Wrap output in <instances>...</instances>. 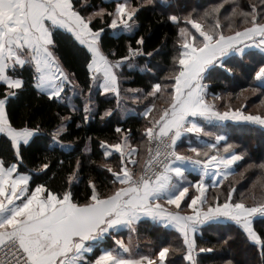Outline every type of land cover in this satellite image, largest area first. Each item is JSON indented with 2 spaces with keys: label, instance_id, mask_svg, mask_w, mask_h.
I'll return each mask as SVG.
<instances>
[{
  "label": "snow or ice",
  "instance_id": "obj_1",
  "mask_svg": "<svg viewBox=\"0 0 264 264\" xmlns=\"http://www.w3.org/2000/svg\"><path fill=\"white\" fill-rule=\"evenodd\" d=\"M144 6L133 0H0V134L11 150V158L0 155V264H169L170 245L151 255L134 252L139 245L133 244V234L138 236L139 225L148 221L178 231L188 264H202L199 255L214 251L197 244L205 226L231 222L259 257L254 264H264V226H256L257 218L264 220V161L248 163L235 179L247 153L230 141L229 132L232 125L264 130V0H214L207 6L159 0V7L169 10L162 19L176 26V55L169 74L150 91L124 89L135 102L151 98L141 114L147 123L141 143H133L132 129L119 125L115 142L100 141L103 158L116 163L96 164L107 175L89 176L82 197L74 190L84 179L79 157L69 162L58 188L34 181L53 167L47 156L37 167L21 169L23 149L38 135L50 138V148L73 150L72 142L61 139L70 115L56 113V125L45 133L30 117L14 120L9 107L29 83L58 102H70L67 88L84 94L58 55L61 30L86 50L91 84L115 96L116 108L105 109L101 118L110 117L124 110L121 69L160 51H145V36H137ZM109 33L117 39L129 35L134 42L127 41L119 54L105 48ZM253 49L260 53L253 83L235 93L212 92V74L218 69L233 74L227 61L254 55ZM142 70L152 71L146 64ZM91 93L89 86L85 122L96 107ZM252 96L260 110H248ZM91 151L85 145L84 152ZM193 173L199 179H189ZM241 180L250 184L238 191V185L244 187ZM124 230L127 242L120 236ZM108 240L112 246H103Z\"/></svg>",
  "mask_w": 264,
  "mask_h": 264
},
{
  "label": "trees",
  "instance_id": "obj_2",
  "mask_svg": "<svg viewBox=\"0 0 264 264\" xmlns=\"http://www.w3.org/2000/svg\"><path fill=\"white\" fill-rule=\"evenodd\" d=\"M100 4L101 0H93ZM140 2L145 6L138 13L137 19L140 24L138 35H144L146 38L145 51H151L153 48L159 47L158 54L154 53L151 58L143 57L136 58L133 61L134 67L129 69L127 66L121 69V95L124 89L141 88L145 92L150 91L151 84L157 82L158 78L165 77L170 72L172 65V57L176 55L174 47L176 37V26L162 19L163 13L166 17L168 9L159 7V0H155V5L147 0H133V3ZM214 2V0H176V3H188L190 5H203ZM105 7H111L109 4H104ZM175 10V9H172ZM107 31V30H106ZM169 37L165 39V37ZM129 40L134 38L129 35H121L118 39L114 38L111 33L105 38V48L115 49L119 54L125 53V45ZM59 49L58 55L61 56L65 67L75 73L74 80L78 82L79 87L84 90V94L73 95L72 89L67 88L70 102H58L49 100L47 96L39 94L38 91L29 83L25 90L10 102V113L14 120L19 122L21 118L30 117L33 122H41V127L45 133H49L57 123L56 113L61 116L70 115L71 122L68 124V132L61 136L65 142H72L73 150L65 151L59 147L50 148V138L47 135H38L33 142L23 149L24 162L21 169L27 171L29 168H35L41 162V158L47 156L52 160L53 167L46 175L40 174L34 176L36 183L45 182L53 187H61L64 183L66 171L69 167V162L75 161L79 157L82 161L81 174L84 179L81 180L78 187L74 190L77 195L83 196L87 192V179L89 176L103 178L107 173L96 168V164L112 163L115 165L116 160L111 159L106 161L103 158V152L99 142L108 140L110 143L116 141L119 135L115 132V128L119 125L125 129H132L133 143H141V133L143 128L147 126L146 118L141 114L144 111L145 105L151 100H144L140 104H134L132 108L123 107L124 110H115L110 117H102L105 109L116 108V98L111 93H102L98 86L92 85L86 64V50L82 46L75 45L69 34L61 30L58 39ZM254 55H247L243 58L234 56L227 63L233 68V74L224 73L223 70H217L212 74L211 80L213 87L212 92H238L241 88H248L250 83H253L252 76L258 67L260 61L259 50H251ZM152 71L142 70L144 65ZM25 76L28 72L25 71ZM89 86L92 88V101L95 104V110L91 114V118L85 122L83 120V105L85 98L88 96ZM255 86V84H253ZM3 88V85H0ZM249 89L244 95H250ZM239 103V101H235ZM162 100H158L157 104H162ZM250 107L248 110H260L259 101L255 96L249 101ZM72 106H75L76 111H72ZM131 110V111H129ZM77 125H80L77 127ZM230 141L240 146L241 150L247 153L245 161L237 170L235 179L240 180L239 172L243 170L248 163H256L264 161V130L258 127H237L232 125L229 129ZM88 137H92L91 141ZM85 145H89L92 149L90 153L84 152ZM187 143L181 145L182 148H187ZM0 155H6L11 158V150L8 141L0 135ZM250 158V159H249ZM58 160H63L61 166L57 163ZM95 162V163H90ZM55 173V175H53ZM254 178V177H253ZM244 187L238 185V191H243L250 184L248 181H240ZM107 185V181H105ZM110 188V186H108ZM223 198V197H222ZM257 228L264 226V220L257 218ZM202 235L197 234V244L202 247H212L211 253H201L199 260L202 264H223L227 259H232L235 264H254L259 260V257L254 253V250L245 243L242 233L238 227L231 222L212 223L205 226L202 230ZM121 236V235H120ZM138 239L141 245L134 252L139 251L143 255H151L163 246H171L172 251L169 254V264H188L184 259V246L182 237L175 229L165 228L152 222H144L139 225ZM227 240L225 244L224 241ZM103 246H112V241L108 240ZM243 252L245 258L240 257L239 253Z\"/></svg>",
  "mask_w": 264,
  "mask_h": 264
},
{
  "label": "rangeland",
  "instance_id": "obj_3",
  "mask_svg": "<svg viewBox=\"0 0 264 264\" xmlns=\"http://www.w3.org/2000/svg\"><path fill=\"white\" fill-rule=\"evenodd\" d=\"M148 2H150V0H147V3ZM169 73H167L166 74V76L168 75ZM95 86H97V85H95ZM121 97H122V99H121V101H120V103H121V105H122V107H127V108H130V109H132L131 107H133L134 106V104H140V102H135V101H133L131 98H130V96H128V94L127 93H122V95H121ZM125 100H127V103H125ZM144 101V99L142 98V101L141 102H143ZM163 101V100H162ZM131 106H129V105ZM250 111V110H249ZM184 149H186V148H182L181 150L183 151ZM185 211H190L189 209H184ZM120 235H121V237H123L124 238V240H125V242H127L128 241V232H127V230H124V231H122L121 233H120ZM138 243V245H141V242H140V239H138V237H137V234H133V244H137ZM135 249V248H134ZM239 255H240V257H243V258H245V255L243 254V252H240L239 253ZM199 259V258H198Z\"/></svg>",
  "mask_w": 264,
  "mask_h": 264
},
{
  "label": "crops",
  "instance_id": "obj_4",
  "mask_svg": "<svg viewBox=\"0 0 264 264\" xmlns=\"http://www.w3.org/2000/svg\"><path fill=\"white\" fill-rule=\"evenodd\" d=\"M189 179L196 180V179H199V176L197 174L193 173L192 175L189 176Z\"/></svg>",
  "mask_w": 264,
  "mask_h": 264
}]
</instances>
